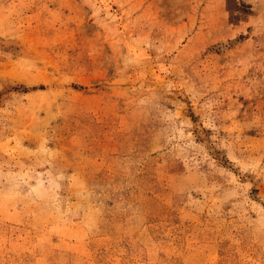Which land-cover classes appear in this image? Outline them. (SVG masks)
I'll return each instance as SVG.
<instances>
[{
	"label": "rangeland",
	"instance_id": "obj_1",
	"mask_svg": "<svg viewBox=\"0 0 264 264\" xmlns=\"http://www.w3.org/2000/svg\"><path fill=\"white\" fill-rule=\"evenodd\" d=\"M0 264H264V0H0Z\"/></svg>",
	"mask_w": 264,
	"mask_h": 264
}]
</instances>
